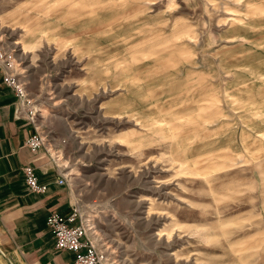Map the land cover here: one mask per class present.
<instances>
[{"label": "rangeland", "instance_id": "1", "mask_svg": "<svg viewBox=\"0 0 264 264\" xmlns=\"http://www.w3.org/2000/svg\"><path fill=\"white\" fill-rule=\"evenodd\" d=\"M0 47L109 264H264V0H0Z\"/></svg>", "mask_w": 264, "mask_h": 264}, {"label": "crops", "instance_id": "2", "mask_svg": "<svg viewBox=\"0 0 264 264\" xmlns=\"http://www.w3.org/2000/svg\"><path fill=\"white\" fill-rule=\"evenodd\" d=\"M16 96L0 66V264H72L74 253L55 248L46 226L49 214H67L76 203L67 183L57 179L63 168L48 148L32 152L26 140L34 126L15 113ZM35 169L44 193L28 189L22 167Z\"/></svg>", "mask_w": 264, "mask_h": 264}, {"label": "built area", "instance_id": "3", "mask_svg": "<svg viewBox=\"0 0 264 264\" xmlns=\"http://www.w3.org/2000/svg\"><path fill=\"white\" fill-rule=\"evenodd\" d=\"M0 66L4 71L5 83L14 91L17 99L16 115H26L34 126V133L26 140V145L32 152L46 148L45 138L35 121V111L30 108L25 84L15 73L14 63L10 56L1 47ZM22 172L28 189L36 193H44L47 190V185L39 182L32 166H23ZM57 182L59 184L67 183L66 175L62 173ZM46 226L54 238L56 249H67L74 253L72 264H109L106 247L93 238L89 220L83 216L80 207L76 204L71 206V210L67 214L57 212L49 214L46 218Z\"/></svg>", "mask_w": 264, "mask_h": 264}]
</instances>
